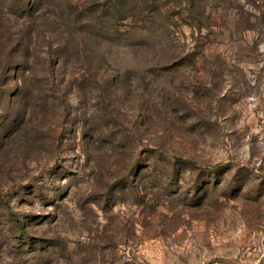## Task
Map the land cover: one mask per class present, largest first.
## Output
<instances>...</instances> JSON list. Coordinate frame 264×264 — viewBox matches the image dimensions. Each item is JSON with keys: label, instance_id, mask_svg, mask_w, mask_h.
Segmentation results:
<instances>
[{"label": "rangeland", "instance_id": "374dc122", "mask_svg": "<svg viewBox=\"0 0 264 264\" xmlns=\"http://www.w3.org/2000/svg\"><path fill=\"white\" fill-rule=\"evenodd\" d=\"M0 264H264V0H0Z\"/></svg>", "mask_w": 264, "mask_h": 264}]
</instances>
